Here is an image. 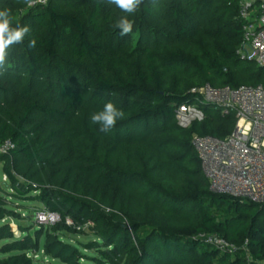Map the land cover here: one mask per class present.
Instances as JSON below:
<instances>
[{
  "label": "trees",
  "instance_id": "trees-1",
  "mask_svg": "<svg viewBox=\"0 0 264 264\" xmlns=\"http://www.w3.org/2000/svg\"><path fill=\"white\" fill-rule=\"evenodd\" d=\"M241 2L143 0L121 36L127 14L108 0H0L11 27L29 28L0 67V148L14 145L0 150V165L15 192L0 184V264H43L40 252L84 264L65 238L86 224L95 238L82 245L97 264H264V202L213 192L193 145L194 135L223 139L237 123L201 89L264 87V67L238 54ZM109 101L125 115L101 132L90 116ZM181 104L204 118L181 126ZM12 196L60 220L17 236L5 221L22 219ZM211 235L237 248L223 251Z\"/></svg>",
  "mask_w": 264,
  "mask_h": 264
},
{
  "label": "built area",
  "instance_id": "built-area-1",
  "mask_svg": "<svg viewBox=\"0 0 264 264\" xmlns=\"http://www.w3.org/2000/svg\"><path fill=\"white\" fill-rule=\"evenodd\" d=\"M240 16L244 21V40L238 54L243 60L264 67V0H242ZM200 94L204 103L211 104L222 115L234 114L237 119L233 133L223 139L199 135L193 137V145L211 190L249 202L263 203L264 87L242 85L213 89L206 86L200 90ZM176 118L181 126L189 127L193 121L202 120L204 114L199 106L181 104ZM13 147L12 142L8 141L0 150ZM37 215L38 222L46 221L47 224H55L54 218L58 217V214L49 211L38 212ZM49 219L53 222L48 223ZM67 223L72 225L69 219ZM205 238L223 251L233 252L237 248L216 235Z\"/></svg>",
  "mask_w": 264,
  "mask_h": 264
},
{
  "label": "clouds",
  "instance_id": "clouds-1",
  "mask_svg": "<svg viewBox=\"0 0 264 264\" xmlns=\"http://www.w3.org/2000/svg\"><path fill=\"white\" fill-rule=\"evenodd\" d=\"M43 3L45 0H26L28 6L35 3ZM143 0H108V3L114 5L121 12L127 14L121 16L116 27L120 29V35L125 36L132 32L133 21L128 18L134 14ZM10 15L8 10L0 11V67H3L8 55V49L15 44L22 43L25 35L29 32L27 26H10ZM28 47H35V40L28 43ZM123 110L116 107L111 101L104 104L103 108L91 114L90 121L92 124L99 125L101 132L111 131L117 124V121L124 118Z\"/></svg>",
  "mask_w": 264,
  "mask_h": 264
},
{
  "label": "rangeland",
  "instance_id": "rangeland-1",
  "mask_svg": "<svg viewBox=\"0 0 264 264\" xmlns=\"http://www.w3.org/2000/svg\"><path fill=\"white\" fill-rule=\"evenodd\" d=\"M7 182H8L7 177L2 174L1 165H0V184H2V186H4L6 190H9L11 194H15L14 191L9 189V187L6 184ZM21 188L26 190L24 184L21 185ZM28 196H38V193L32 192ZM10 198H11V201L13 202V206L17 208L18 212H20L22 219L20 220L6 219L5 221H9V223L13 227V230L15 231V234L17 236L22 235L21 228L34 227V229L31 230V233L34 234V230L36 227H38V224L39 226L40 225L45 226V224H47L46 221L45 222L40 221L41 223L37 221L38 212L45 211V207L41 205L39 202L31 200V199L15 198L13 196ZM59 220H60V216H58L57 218H54V222H58ZM50 221L53 222V220L49 219L48 223ZM90 226H91L90 224L85 225L84 229H82V230H85L83 235H73V234L67 233L65 240H68L72 244L78 246V248H80V250H82V252L86 256H88L83 261L84 264H97L94 261H89V260H97V258H100V255L98 254V252L95 250H86L83 248V245H82V244H87L91 242L95 238L90 231ZM34 257L35 259L39 260L43 264H63L59 260L46 256L43 252H40V255L38 256L36 255ZM93 258H96V259H93ZM99 264H108V263L106 261H102Z\"/></svg>",
  "mask_w": 264,
  "mask_h": 264
}]
</instances>
